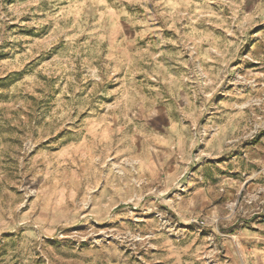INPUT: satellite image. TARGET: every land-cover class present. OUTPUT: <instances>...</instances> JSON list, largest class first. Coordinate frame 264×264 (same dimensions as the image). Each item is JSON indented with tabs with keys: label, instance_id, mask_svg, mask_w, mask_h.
I'll return each mask as SVG.
<instances>
[{
	"label": "clouds",
	"instance_id": "obj_1",
	"mask_svg": "<svg viewBox=\"0 0 264 264\" xmlns=\"http://www.w3.org/2000/svg\"><path fill=\"white\" fill-rule=\"evenodd\" d=\"M0 264H264V0H0Z\"/></svg>",
	"mask_w": 264,
	"mask_h": 264
}]
</instances>
